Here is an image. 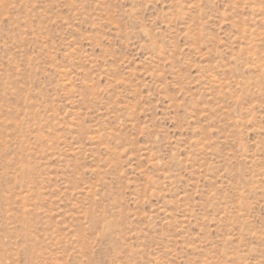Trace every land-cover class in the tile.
Wrapping results in <instances>:
<instances>
[{"label":"rangeland","instance_id":"1","mask_svg":"<svg viewBox=\"0 0 264 264\" xmlns=\"http://www.w3.org/2000/svg\"><path fill=\"white\" fill-rule=\"evenodd\" d=\"M0 264H264V0H0Z\"/></svg>","mask_w":264,"mask_h":264}]
</instances>
